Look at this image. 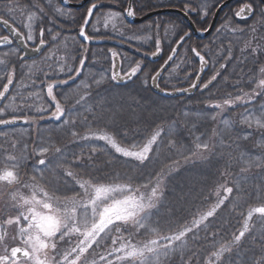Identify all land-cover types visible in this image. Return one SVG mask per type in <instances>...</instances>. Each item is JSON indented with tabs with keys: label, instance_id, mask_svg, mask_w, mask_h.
<instances>
[{
	"label": "trees",
	"instance_id": "obj_1",
	"mask_svg": "<svg viewBox=\"0 0 264 264\" xmlns=\"http://www.w3.org/2000/svg\"><path fill=\"white\" fill-rule=\"evenodd\" d=\"M15 1L18 4V11H25L27 15L30 13L34 15L35 18L32 19L34 29L32 30L35 37L37 36L39 39V29L41 27L45 29L44 39L48 44L44 55L39 60L31 63L19 62L15 54L7 55L6 58L0 55V59L5 61L4 65H0V85L2 80L6 78V71L15 70L13 88L9 98L10 96L12 98L15 92L17 93L14 96L16 99L14 103L17 104L18 109L11 113V116L35 118L30 119L26 125L20 128L0 132V160L4 158L1 156H9L10 154L17 158L24 157L20 161V167L15 169L18 172V184L26 185L25 187L29 191H33V185H37L47 191L50 196L58 197L60 206L63 207L66 198H75L78 203L88 200L84 189H81L77 183V179L89 181L95 186L127 185L125 192H115L116 199H123L130 190H135L136 197L143 196L144 201H148L152 188L156 187L157 176L161 178L157 195L152 198L155 206L150 209L152 218L147 226L140 228L136 224L124 221L122 223L117 222L120 225V233H113L100 244L99 248L93 245L96 252L89 249L88 253H85L81 258L79 264H84L85 260L88 264H92L93 260L97 264H105L104 261L99 260L97 253L106 254L110 251L114 247L111 240L115 237L121 235L123 237L118 240L116 246L120 243H127L137 248H143L145 244L157 238L162 244L168 243V241H163L162 237L172 236L190 227L193 228V231L187 232L182 241H176L172 244L174 248L172 254L167 253L165 257L159 258L156 262L149 260V264H178V262L184 264L192 244H196V246L201 244L204 247L214 249L220 256L223 255L224 252L221 251L222 236L237 229L238 223L235 224V221L236 216L238 217L241 211V202L238 205L227 203L226 205L219 204L216 207L218 202L214 199V188L222 181V177L217 179V183L213 180V177H216L218 171L211 169L204 176L202 174L196 176V178L194 177L196 180H192L194 175L192 173L193 171L199 172L202 169L201 166H205L204 163L209 160V157H211L210 160L214 159V156H212L213 151L218 148L213 150L212 144L214 143L216 146L218 138L222 136L225 149L221 155L224 158L227 157L229 162L232 163L233 154H239L242 151L252 155V158L260 154L263 156L259 165L261 168L260 175L264 177V149L262 144L259 146L256 143L264 142V130L260 131L252 125L249 126L248 123L244 122L243 115L238 113H242L243 109L247 110V107L249 110L257 109L259 103L254 101H256L255 99L259 100L260 96L249 103L235 101L240 105H233L231 108L228 106V115L226 114L222 119L216 117L214 113L217 110L213 107L210 106L209 109H205L206 103L210 100L209 95H213L216 101H223L226 98L242 96L241 90L251 93L253 89H256V82L262 78L259 68L264 65V51H258L253 55L251 48H246V44L249 42L252 46H255L256 37L248 30L250 23L252 24L254 20L243 24L237 23L233 18L232 7H229L223 13L215 32L226 21L230 22L233 29L237 30H232L231 37L233 38L231 40L218 46L219 54L216 53L212 57V52L216 51V49H212V46H209L210 50L207 54H204L209 63L213 64L214 70L219 72V75L216 76V79L212 82L213 84L206 91L186 99L189 101L187 102V109H182L179 114L172 109V113L168 114L174 116L171 120L158 121L154 126V129L160 130V134L166 127L172 126L173 129L164 132L161 139L166 143L169 140L174 141V143L182 142V144L180 143V149L174 153L176 156L178 155L179 160H175L176 164L172 165L170 164L172 162L161 164V159L153 162L152 160L155 159L157 153L156 146H154L151 152L153 159L149 158L144 162L147 165V168H145L138 161L121 156L104 140H84L82 137L85 135L106 134L121 147L127 148L135 142L142 145L152 136L150 134L153 128L150 129V126L153 125L149 123L150 126H139V124L130 123L128 114L122 108H120V115L117 116L118 125L109 124L108 120L112 121L111 114L114 112L111 105L115 102V97L125 96V98H132L131 100L137 103H140V99L135 96L136 93H141L147 101L153 98L149 87L144 82L149 80L150 75H153L158 69V65L148 62L146 58V54L153 52L157 41H150L146 44L138 43V39L143 37V35L135 34L140 26H129L125 22H122L120 28H113L109 25L104 27L103 21L106 17L104 15L108 7H103L93 14L86 31L88 35L103 39L105 43L98 47H87L80 42L78 37L79 29L87 13L86 8L82 10H65L60 7L58 0ZM70 1L78 2L80 0ZM116 2L121 8H124L127 4V0H116ZM184 2V0H134L132 5L137 13L136 16H142L163 7L183 9ZM41 7L44 8L43 13L40 12ZM57 7L61 8L65 14L58 13L56 11ZM17 17L21 20L20 12ZM190 18L199 29H204L207 25V22L202 21L197 15L190 16ZM98 23L101 25L99 28L96 26L97 30L94 26ZM148 23L152 26L150 32H154L156 27H159V33L164 30L165 25L171 24L173 28V41L171 43L189 31V27L183 19L175 15L158 17L155 20L148 21ZM239 27L246 29L238 30ZM49 29H51V32H49ZM52 35H56L55 40L52 39ZM129 36L134 38L128 39ZM234 37L241 39V42L238 44L237 41H234ZM257 38L258 40L261 39L260 36H257ZM167 43L166 40L164 43L159 41L160 48L165 53L171 47V44L168 45ZM200 44L204 43L192 42L190 47L203 48V45ZM261 45H264L263 39ZM82 46L87 49V59L84 67L80 69V74L76 75L75 70L79 68L81 53L84 51ZM188 48L186 52L182 51L183 53H181L186 56L184 61L187 62L188 66L181 69L182 72L179 74L183 76L189 73L190 77L186 80L178 77L175 79L171 74L174 63L160 82V86L164 89H172L170 87L174 86L175 88L185 87L187 81L193 79L197 64ZM110 49L119 53L120 67L123 72L124 69L129 70L130 67L135 66L136 62L141 64V69L137 72V75L124 86L116 87L110 78ZM223 49H226L225 52L228 53L226 58L224 54H221ZM61 57L63 58L62 61L60 60ZM221 64L224 65L223 68H220ZM60 67H63V72L59 71ZM69 67L72 69L71 72L68 71ZM69 77L74 78L68 79ZM101 77H103V80L100 84H97L96 81L101 80ZM65 79H68V83H58V81ZM254 80L256 82H253ZM49 82H57L53 91L65 111L64 116L57 122L51 116V113L55 111V104L48 97L46 91V85ZM81 97H83L82 100ZM111 98H114L112 103ZM262 98L264 101V95H262ZM77 100H80V102L77 103ZM38 108L46 109V111H37ZM175 109L179 111L181 106ZM168 115L162 113L156 119ZM180 115L186 116L183 118L184 127L180 124ZM213 115H215V119L212 118ZM41 116L44 118L40 119ZM64 121H68V123H64ZM223 122H227L228 126L225 127L222 124ZM179 124L180 126H178ZM22 130H26V133L20 137H17L19 133L11 136L7 134ZM144 131L150 133L147 135ZM73 132H76L75 136L72 135ZM249 133L251 135H247ZM246 135L247 138L245 139ZM201 136L203 139H199V142L209 144L208 149L196 148L197 138ZM129 140L135 142L131 143ZM41 147L48 148L43 157L36 154ZM57 148L60 149V152L56 151ZM93 148H95V151H93ZM41 158L46 160L47 167L44 172L39 171V169L45 168V166L38 164V160ZM9 167L8 170H13L11 164H9ZM34 169H36L35 172ZM67 171H72L74 176H67ZM149 176H151V183H149ZM209 176L212 177L209 178ZM207 181H209L208 184ZM252 183H255V181H252ZM89 191L94 195L92 189H89ZM37 194L44 198L42 192H37ZM10 205L6 203L5 206L1 207L0 223L9 215ZM214 207L213 216L207 217L198 228L194 227V221L206 216L207 212L213 210ZM78 210L83 211L84 209ZM88 210L90 211V208ZM168 216L172 218V221L167 219ZM153 229L155 230L154 233L160 236L155 235L152 232ZM103 235L101 234V236ZM64 241L65 239L57 241L60 250L63 248ZM182 242H185V244H182ZM67 244H64L65 247ZM230 248L231 251L227 252V255L224 253L223 257L228 256L230 262L233 263L236 260L235 255L237 253L234 249L237 246L234 249L233 247ZM249 248L248 253L253 254L258 249L257 246H249ZM248 253H246L247 257ZM118 255H123V253H118ZM109 259L118 264L114 256L109 257ZM134 261L141 264L140 259Z\"/></svg>",
	"mask_w": 264,
	"mask_h": 264
},
{
	"label": "snow or ice",
	"instance_id": "obj_2",
	"mask_svg": "<svg viewBox=\"0 0 264 264\" xmlns=\"http://www.w3.org/2000/svg\"><path fill=\"white\" fill-rule=\"evenodd\" d=\"M67 2V0H65ZM98 7V3L96 0H93L90 7L87 8V16L84 17L83 24L80 27L79 35L84 38L85 41H91L97 39L91 35H88L85 32V26L89 24L90 18L93 17V10ZM185 14L187 15L192 9L188 3V0H185L184 5ZM14 8H9L8 12L11 13ZM56 11L60 14H65V12L57 7ZM203 15H207V8L201 9ZM254 2L253 0H249V2L244 3L242 7H240L235 15L240 18H246L247 15L254 14ZM40 12H44V8H40ZM127 16L135 17L136 11L134 10L132 4H129L128 7L125 9ZM112 15V14H110ZM118 15V14H116ZM261 17H264V11L260 13ZM34 15H29L28 19H34ZM0 22L3 23L5 27H8L11 33L14 36L20 37L21 33L17 31L16 28L11 27L9 25L8 19H5L2 15H0ZM29 28V33L27 35V40H34V36L32 34V25H27ZM225 28L228 27L226 24ZM98 30V29H97ZM237 29H233L236 31ZM219 31V30H218ZM256 26L253 25L252 32L255 33ZM51 32V29H49ZM45 29L41 27L39 29V44L40 46H44L46 43L44 39ZM58 35V34H57ZM123 35V33H121ZM185 36H188V33H185ZM134 37L129 36L128 39H133ZM190 38V37H189ZM52 39H56V35H52ZM261 39H264L262 37ZM184 37H181V41L183 42ZM0 44L2 45H10L12 44V40L8 35L0 36ZM26 47V45H25ZM250 47L252 54H256L258 51H264V45L257 43L256 46H252L249 42L246 44V48ZM84 51L81 53V59L79 61V68H77L76 75L80 74V69L84 67L85 60L87 59V49L85 46H82ZM34 51H39V48L33 49ZM111 53V57L114 61L113 63V74L111 76L112 80L122 79L126 77L127 79H131L132 77L136 76L137 72L141 69V64L139 62L135 63V66L129 68L123 74V77L120 76L119 73L115 71V61L119 59V53L115 50H109ZM191 51L195 54L196 57L199 58V62L201 65L200 71L204 70V66L208 63L205 56L202 55L197 48L193 47ZM243 51V50H242ZM160 52V44L157 41L156 44V51L152 52L151 55L153 57L157 56ZM176 53V49H172V55L168 57V60H172L173 56ZM7 55V53H5ZM60 60L62 61L63 58L61 57ZM167 63V61L165 62ZM5 61L0 59V65H4ZM224 65L221 64L220 68H223ZM60 72H63V67H60ZM69 72L72 69L69 67ZM15 70H8L6 71L7 76V83L3 84L2 90H0V100L4 99L5 94L9 92V86L13 84ZM259 73L261 77L258 82H256V89H253L251 93L245 92L243 96H236L234 98H226L223 100V103H211L210 106L216 109H222L223 106H233L235 101H243L245 103L251 102L256 96L264 95V65H261L259 68ZM219 75V72H216L211 78L201 86V90L208 88L209 84L212 83L213 80L216 79V76ZM160 76V71H157L155 75L151 77L152 81L155 83ZM74 77H69L68 79H73ZM68 79L60 80L58 83L66 84L68 83ZM103 80L96 81L97 84H100ZM196 80L199 81V76L196 77ZM147 81L145 80V83ZM57 82H49L46 85V91L48 97L53 101L55 104V111L51 113V116L56 120H60L62 116H64L65 111L62 107L59 100H57L54 94V87H56ZM158 86V85H157ZM197 83L193 82L190 85V88H196ZM258 89V91H257ZM176 91L187 92L189 91L188 88L183 89H176ZM81 100L83 97L80 98ZM80 100H77L79 103ZM9 107V105H5L4 107L0 108V126L4 125H11L15 124L18 119H23L25 123H27L30 119H35L29 116L24 117H17L12 116L11 118H4L5 110ZM37 111H46V109L38 108ZM260 113V120L264 121V105L261 106L259 109ZM43 119L44 117H39ZM215 119V115L212 116ZM244 122L248 123L251 126V120L248 117L244 118ZM259 122V121H258ZM64 123H68V121H64ZM261 127H264V124H261ZM73 136L76 135V132L72 133ZM251 135V133L247 134ZM247 135L244 137L247 138ZM160 136V130H157L155 133L152 134L151 138L148 139L142 145H132L131 148H139L138 151L130 150V148L121 147L114 139L109 137L106 134L102 135H85L82 137L84 140L90 139H98L104 140L106 143L110 144L113 149L121 156L125 158H131L139 162V164L144 165L147 168V165L144 164L145 161L149 160V153L153 150V145L157 144L158 137ZM198 142L196 143L197 149H208L209 144L199 142V138H197ZM48 151V148L41 147L37 150L36 154L43 157L44 153ZM57 152H60V149H56ZM95 151V148H93ZM9 161H14L11 164V168L13 170H8V167L5 168L3 172H0V181H8L13 182L17 180L18 172L15 169L20 167V161L24 159V157L17 158L14 155H9L7 157ZM38 164L45 166V168L39 169V171L44 172L47 165L46 160L41 158L38 160ZM36 169H34V172ZM67 176H74L72 171L66 172ZM75 178V177H74ZM35 179V177H34ZM77 183L79 184L81 189H84L85 195L88 197L87 201H80L79 203L75 201V198H66L63 202V207L60 206V201L58 197L50 196L47 191H44L42 188L38 187L37 185H33V193L30 197H19V201H22L21 204H14V207H18V212L14 216H8L4 219L3 223L5 225L17 224L20 225L21 221H27V226H22L19 228V235L22 238V243L25 245L24 247L15 246L11 247L10 251L7 247L4 248V254L0 255V264H79L81 258L84 256L85 253H88L89 249H92L93 252H96V248H93V245H96L97 248L100 247V244L106 240L109 236L113 233H120V225L117 224V221H124L127 222L129 219H132L137 227L143 228L145 227V222L148 221L152 215L150 209L155 206L153 201V197H156L157 190L160 187L161 178L157 176L156 178V187L152 188L151 196L148 198V203L144 202V197L140 196L139 198L125 195V197L121 199L114 198L111 194L114 192H125L127 190V185L123 186H105L99 185L95 186L91 184L89 181H81L77 179ZM149 183H151V176H149ZM92 189L94 195L89 191ZM261 190L264 191V186H261ZM138 191V189H137ZM233 189L231 187L226 188L227 193H231ZM37 192H42L44 199L38 200L37 199ZM16 198L14 197V200ZM111 200V203L108 201ZM223 200H220L216 207L219 204H222ZM24 206H28L26 211H19V208H23ZM47 210L45 211H38L37 209ZM90 208V211L88 210ZM78 209H84L83 211H79ZM215 211V207L213 210L207 212L206 216H202L200 220L194 221V227H199L201 223L207 217L213 216ZM260 214V216L264 217V206H259L252 209L247 217V220L252 219V212ZM143 213V215H141ZM111 226V227H110ZM107 230V231H106ZM193 231V228H187L184 231H180L172 236H165L162 237L163 240L168 241L165 244H159L157 240H151L143 248H137L133 245L127 243H120L118 246V240L122 239V235L115 237L111 240L112 245L114 247L111 248L106 254L97 253L99 255V260L104 261L105 264H115L114 260L109 259V257H115L116 261H120L123 264L124 261H128V264H132V262L136 259L141 260V264H149V257L146 256L147 254H154L157 258L160 255V249L165 250H172V244L176 241H182L183 237L187 234V232ZM249 231V227L247 222L244 225L243 230L239 231L238 235L233 237V243L239 244L240 241L245 238L246 232ZM59 235L57 236V234ZM78 233L80 239H78L77 243L63 251H60L57 247L58 240H64L65 237L70 236L72 234ZM101 233L104 235L101 236ZM4 240L3 236H0V243ZM48 249H51L54 255L49 257ZM222 252H230V247H222ZM118 253H123V255H118ZM165 254H167L165 252ZM213 256L216 257L215 264H220V256L218 253L213 252ZM84 264H88L87 260H85ZM92 264H97L95 260L92 261ZM209 264H213L210 260ZM245 264H264V242L261 243L259 253H254L250 260L245 261Z\"/></svg>",
	"mask_w": 264,
	"mask_h": 264
},
{
	"label": "rangeland",
	"instance_id": "obj_3",
	"mask_svg": "<svg viewBox=\"0 0 264 264\" xmlns=\"http://www.w3.org/2000/svg\"><path fill=\"white\" fill-rule=\"evenodd\" d=\"M189 1V0H188ZM207 0H197L196 2H194V4L196 5V9H192V11L195 10L196 14L198 13L200 17H204L205 15L202 14L201 9L202 8H209V2H206ZM211 3H216L218 0H210ZM233 4V3H232ZM111 5V4H110ZM109 4L106 6H109L108 10H106V14L104 16V27L107 25L113 27V28H120L122 25V22H124L123 19V15L120 12H117L115 10L112 9V6H110ZM255 9L258 11L257 13V18L254 19V22L251 24L250 23V28L248 30H250L251 34L254 35L256 37V41H255V46L257 43L262 44V39L257 38V36H260L262 34H260V31L258 28H260V26H263L264 21L262 22V18L260 13L261 11H264L263 9H260V7H258L257 4L254 3ZM114 8V7H113ZM237 7H233L232 10L235 11L237 10ZM112 9V10H111ZM208 10V9H207ZM112 14V15H110ZM118 14V15H116ZM207 16V15H206ZM260 18V19H259ZM102 23V22H101ZM228 25L227 28H225V25ZM101 24L98 23L96 24L94 27L95 28H99ZM142 26L139 27V29L137 30V32L135 34L138 35H143V37H141L140 39H138V43H149L150 41H161L164 43V41L166 40L168 43V45L173 41V35H172V25L171 24H167L164 27V30L162 32L159 33L160 29L159 27H156V30L154 32H150L151 31V27L149 25V23H145V24H141ZM253 25L256 26V31L255 33L252 32V27ZM97 26V27H96ZM231 26V27H230ZM154 27V26H153ZM97 28V29H98ZM246 28H242L239 27L238 30H244ZM233 27L232 24L230 22H225V24H222L219 31H216L212 37L210 38V40L207 41L208 45L212 46V49H216V51L214 50V52H212V57L213 55L219 54V47L222 44H225V42H228V40H231L233 37H231L232 33H233ZM264 30V27H263ZM32 34H33V30ZM264 32V31H263ZM29 33V29H27L25 34L26 37V41L30 44V45H36L39 43L40 38L38 39L37 36H34V40H27V35ZM159 33V34H158ZM134 34V35H135ZM164 40V41H163ZM234 41H237L238 44L239 42H241V39H239L238 37H234ZM197 48V47H195ZM169 50V49H168ZM197 50H199L201 53L203 54H207V52L210 50V47H206L203 45V48H197ZM156 51V45L153 48V52ZM226 49H223V51H221V54L225 56H228V53L225 52ZM151 54V53H150ZM4 58H6V55L3 54ZM8 57V56H7ZM52 58V56H50ZM185 55L181 56V59H179L174 67L172 68L171 74L173 75V77H175V79L178 77L180 79H187L190 77V74L188 73L181 76L179 73L182 72L181 69H184L185 67L188 66L187 62H185L184 60ZM215 57V56H214ZM112 57L110 54V58H109V65H110V70H111V66H112ZM211 69L209 74H207L204 79L203 82L201 83L202 85L204 83H206L212 75L215 74L216 70H214L213 64L211 65ZM128 71V69H124V72H122L123 74ZM195 73V72H194ZM0 76H1V72H0ZM258 77V76H257ZM249 79V78H247ZM191 80L187 81V85H190ZM7 82V76L5 79L2 80L1 85H0V90H2V86L4 83ZM248 83H250L249 81H246ZM145 83V82H144ZM146 86H148V80L145 83ZM186 85V86H187ZM149 87V86H148ZM172 89L175 88L174 87H170ZM242 94L245 93V91H242ZM252 92V91H251ZM199 93V92H198ZM15 94H17L15 92ZM14 94V96H15ZM152 94V93H151ZM10 96V98L3 103L4 107L5 105H9V107L5 110V114H4V118H9L12 117L11 113H13L15 110H17L18 106L16 103H14L15 97ZM135 96L139 97L140 99V103H137L136 101L131 100L132 98H125V96L116 98L115 97V102H113L114 98H111L110 101L112 103L111 105V109H113L112 111L114 112L113 114H111V120H108V123H114L116 125H118V114L120 112V108H122L127 114H128V121L130 123H135V124H139L140 125H153L150 126V129L153 128V131L150 135H152L153 133H155L157 130L154 129L157 124L158 121H169L171 120L174 116H169L168 114L172 113V109L175 110L176 112H178L177 114H179V112L181 113L182 109H187V101L186 99L188 98H178V99H172V100H163L160 99L159 96L156 97L152 94L151 99H149L148 101L145 99V97H143V95L140 94H135ZM243 96V95H242ZM210 100L208 101V103H206V108L205 109H209L210 107V102L211 103H223V101H216L214 99V96H210ZM259 98V96H258ZM160 99V100H159ZM256 101H254L255 103H257V99H255ZM260 100V101H259ZM258 100L259 106L257 107V109H252L249 110V108L247 107V110L243 109L244 111L238 112L240 114L243 115V119L245 117H248L249 120H251V125L255 128L258 129L260 131L264 130V127H261V124H264V121L260 120V113H259V109L261 108L262 105H264V101L262 98V95H260V98ZM252 101V100H251ZM169 102V103H168ZM172 102V103H170ZM195 102V101H194ZM235 106H238L240 104L235 103ZM181 106V110L177 111V109L175 108H179ZM1 107V108H2ZM231 108V107H230ZM216 109V108H213ZM228 106H223L222 109H216L217 111H215L216 113V117L218 116L220 119H222V117L227 114L228 112ZM211 111V110H210ZM165 113V115L168 116H163L162 118H157V116H159L160 114ZM120 115V114H119ZM228 115V114H227ZM186 117L185 115H180V124H182L181 126H183V118ZM62 118V117H61ZM176 118V117H175ZM174 118V119H175ZM54 119L56 122L59 120ZM259 121V122H258ZM180 124L178 126H180ZM222 124L225 125V127L228 126L227 122H223ZM249 125V124H248ZM166 127V126H165ZM184 127V126H183ZM169 128V129H168ZM173 129L172 126L166 127V129H164V131L160 134V136L158 137L157 140V144L153 145L152 147L156 146V157H154L155 159L152 158L151 152L149 153V158L153 159L152 161L155 162L158 159L162 160L161 164H166L169 162L171 165L172 164H176V161L179 160L174 153L180 149V145L182 144V142H175L169 140L167 143L161 139L162 135L164 132H167L168 130ZM145 132V131H144ZM19 133V135H17ZM26 130H22V131H16L14 133H7L9 134V136L11 135H17V137H20L21 135L25 134ZM147 135L150 132H145ZM220 136V135H219ZM260 137V136H258ZM151 137H149L150 139ZM223 137L220 136L217 140V145L215 146L214 143L212 144L213 150L216 149L214 152V154L212 156H214V159H211V157H209L208 161H206L204 164L205 166H201L202 169L199 172L193 171L192 174V180H196V176L202 175L204 176V174H206L209 170L213 169V171L217 170L218 174H216V177H213V180L216 182L218 178L222 177V181L216 185L217 187L214 188L215 193H214V199L219 202L220 200H223V204H227L230 203L232 205H238V203L241 202V211L238 215V217L236 216V221L235 224L238 223L237 225V229L235 231H233L232 233H228L227 235L224 234L225 236H222V247H233L237 248L234 249L236 251V255H235V261L233 263L230 262V258L228 256L223 257L224 253L225 255H227V252H224L223 255H219L220 256V264H245V261L250 260L253 253H248L249 251V246H257L258 249L256 253H259L260 251V247H261V243L264 242V217L260 216V214L255 213L254 211L252 212V219L251 220H247L248 214L249 212L259 206H264V191L261 190V186H264V177L263 175H260V163H261V159L263 158L262 155H257L256 157L252 158V155H250L249 153H246L245 151L239 153V154H233V160L232 163L229 162V160L227 159V157H223V155H221L224 151V141L222 139ZM199 139H203V137H199ZM213 139V138H212ZM212 139H210V141H212ZM131 143L135 142V141H131L129 140ZM257 145H261L262 144V148L264 149V142H256ZM132 145H138V142H135ZM131 145V146H132ZM131 146L127 147L130 148V150L133 151H138L139 148H131ZM126 148V147H125ZM11 155V154H10ZM4 157L3 159L0 160V172H3V168L9 167V164L14 163V161H9L7 159L8 155L5 156H1ZM131 159V158H128ZM133 160V159H131ZM176 160V161H175ZM175 161V162H173ZM220 163H217V162ZM169 165V164H168ZM201 165V164H200ZM264 172V170H263ZM195 177V178H194ZM212 177V176H211ZM209 176V178H211ZM198 178V177H197ZM200 178V177H199ZM206 180H208V178H206ZM252 181H255V183H252ZM218 182V181H217ZM216 182V183H217ZM209 183V181H207V184ZM26 185H19L18 184V179L14 180L13 182H8V181H0V209L2 206H5L6 203L7 204H11L9 206L10 210L9 215L8 216H14L17 214L18 212V207H14V204H21L22 201H19V197L23 196V197H30L33 193V191H29V189H27V187H25ZM208 186V185H206ZM231 187L233 189V191L231 193H227L226 192V188ZM115 192L112 193L111 195L116 198L114 196ZM127 195L136 197L135 195V190H130L128 192ZM14 197L16 198L14 200ZM139 198V197H136ZM37 199L38 200H43L44 198L41 197L39 194H37ZM122 200V199H121ZM145 203H148V201H144ZM244 202V203H243ZM108 203H111V200L108 201ZM28 206H24L23 208H19V211H26ZM38 211H47V210H43V209H37ZM141 215H143V213H141ZM6 216V217H8ZM152 216L150 217V219L148 221L145 222V227L147 226L148 222L151 220ZM169 221H172V218L170 216H168L167 218ZM122 223L123 221H117ZM116 222V223H117ZM247 222L248 227H249V231L246 232L245 238H243L239 244H234L233 243V237L235 235L239 234V231L243 230L245 223ZM126 223H130V224H135L134 221L132 219H129ZM22 226H27V221H21L20 225L17 224H11V225H5L3 222L0 223V236L4 237V240L2 243H0V255L4 254V248L7 247L8 250L10 251L11 247H15V246H20V247H24L25 245L22 243V238L19 235V228ZM111 227V226H110ZM153 233L155 232V230L153 229L152 231ZM59 234V233H58ZM57 234V236H58ZM103 234V233H101ZM155 235H159L154 233ZM162 235V234H161ZM160 236V235H159ZM158 236V237H159ZM82 237L79 236L78 233L76 234H72L70 236L65 237V241L63 243V248H61L59 245L57 244V247L60 251H63L64 249L70 248L72 246H74L73 243H77L78 239H80ZM158 239V238H157ZM155 239V240H157ZM251 240V241H250ZM159 242V244H162L161 241L157 240ZM165 241V240H163ZM231 241V242H230ZM66 247L64 244H66ZM182 244H185V242H182ZM145 246V245H144ZM190 252L188 254V256L185 258L186 260L184 261V264H197L199 262H201L202 264H209V261L211 260L213 262V264H215L216 262V257L212 255L213 252H216L214 249L208 248V247H204L201 244H192L190 246ZM172 249H174L172 247ZM48 255L49 257H51L52 255H54L55 253H53V251L51 249H48ZM165 252L172 254V250H165V249H160V255L157 258V256H155L154 254H147L146 256L149 257V260L151 261H155L158 260L159 258H163L165 257ZM246 253H248V257L246 255ZM246 255V256H245ZM250 255V256H249ZM150 262V261H149ZM118 264H121L120 261H117ZM123 264H128V261H124ZM132 264H137V262L133 261ZM155 264V263H152ZM178 264H180V262H178Z\"/></svg>",
	"mask_w": 264,
	"mask_h": 264
},
{
	"label": "water",
	"instance_id": "obj_4",
	"mask_svg": "<svg viewBox=\"0 0 264 264\" xmlns=\"http://www.w3.org/2000/svg\"><path fill=\"white\" fill-rule=\"evenodd\" d=\"M90 1L91 0H82L80 3L74 4V3H70L68 0H67V2H65V0H59V3H60V5L63 8H67V9H81L83 6L87 5ZM234 1L235 0H227V1H225L224 3H222L218 7V9L216 10V12H215V14L213 16V19H212V22H211L209 28L205 32L197 31L195 29L194 25L192 24V22L190 21V19L188 17V14L186 15L185 11H181V10H177V9H175V10L174 9H160V10H157V11H153V12L147 13L143 17H139V18L136 17V16L134 18L133 17H129V16H127L125 11H124L123 15H124L125 21L128 24H130V25L142 24V23H144V22H146V21H148V20H150L152 18H155L157 16H160V15H169V14L178 15V16L182 17L184 19L185 23H187L189 25V27L192 30L191 33L196 39H206L212 33L211 31H213V29L215 27V24L217 22L216 20L218 19L219 14L222 12L221 10L226 8L228 5H230ZM259 1L264 5V0H259ZM132 2H133V0H128V4H126L127 7H128L129 4H132ZM94 10H93V12H94ZM252 17H253V14L247 15L246 18H240V17L236 16V18L239 19V20H249ZM87 26H85V30H86ZM1 27L5 31L6 35H8L11 38V40L14 42V44L17 46V48L21 52L22 61H33V60L38 59L43 54L44 49L46 47L45 44H44V46H40V44H39L37 47H35V48H39V51H34L33 49H35V48H31V47L27 46V44L24 41V38H23L22 34H21L20 37L14 36L11 33L10 29L8 27H5L2 22H0V28ZM79 37H80V40L83 43H85L87 45H90V46H100V45L103 44V41L99 40V39H94V40H91V41H85L84 38L81 37L80 35H79ZM189 37H190V35L188 34V36H184L183 42L180 39L177 43H175L176 45L174 46L173 49H176V53L173 56L172 60H168V58H167V60H166L167 63H165L166 62L165 61L163 64H161L162 66L158 70V71H160V76H159L158 80L154 83L152 81V79H150V82H149L148 86H150V89H151L152 93L155 94L156 96H159V97L164 98V99H176V98L189 96V95L192 96L200 89V86H201L200 83H202V79H203L204 75L207 73V71H209V64L207 63L204 66V70L201 72L200 71L201 65H200V62H199V58L196 57V56L195 57L197 59V62L199 63L198 73H196L197 74L196 77L199 76V81L196 80V77H195V80H194V82L197 83V87L196 88H190V86H189V87H187L189 89V91L182 92V91H176V90H174V91H166V90H163L160 86H157V85H159L160 79L162 78L164 73L171 66L170 64H172L173 61L175 60V58L177 56V53H179V51L182 48V46L184 45V43L187 42V40H189ZM25 45H26V47H25ZM6 46H9V45L0 44V49H2L3 47H6ZM160 54H161V52H159V54L157 56H155V57L151 56L149 58V61H151L153 63L154 62L157 63L160 60V58H161ZM169 54L172 55V51ZM113 63H114V61H113ZM119 66H120L119 59H117L115 61V71L117 73H119L120 76L123 77V75H121V73H120V67ZM113 71H114V69H113V66H112V74H113ZM129 80L130 79H127L126 77H124L122 79H117V80H113V81L116 83V85H122V84L127 83ZM11 87H12V85L9 86V90L11 89ZM203 90H205V89H203ZM7 96H8V93L5 94L4 99L0 100V105H1V103L4 102V100L6 99ZM24 124H25V122L23 121V119H18L15 124L0 126V131L1 130L15 128V127H19V126H22Z\"/></svg>",
	"mask_w": 264,
	"mask_h": 264
},
{
	"label": "flooded vegetation",
	"instance_id": "obj_5",
	"mask_svg": "<svg viewBox=\"0 0 264 264\" xmlns=\"http://www.w3.org/2000/svg\"><path fill=\"white\" fill-rule=\"evenodd\" d=\"M70 3H74V4H78V3H80L82 0H80V1H78V2H72V1H70V0H68ZM205 1V0H204ZM225 1H227V0H218V2H216V4L215 5H213V3H211V1L210 0H207L206 2H209V8H207L208 10H207V12H208V14H207V16H204V17H200L199 16V14L197 13L196 14V12H195V10L194 11H190L189 12V15L190 16H194L195 14L198 16V17H200V19L202 20V21H206L207 22V25H206V27L204 28V29H199V28H197L198 30H201V31H205V30H207V27L210 25V23H211V19H212V17H213V15H214V13H215V11H216V9L219 7V5H221L222 3H224ZM93 2V0H91L87 5H85V6H83L81 9H67V8H63L61 5H60V3H59V0H58V3H59V5H60V7L61 8H63V9H65V10H82V9H84V8H88V7H90V5H91V3ZM96 2L98 3V7H97V9L95 10V12L97 11V10H99V9H101V8H103L104 6H106V5H104L105 3H108V4H111L110 6H112V9L113 10H115V11H117V12H120L122 15L124 14V11H125V9H126V4H125V6H124V8H121L120 6H119V4H117V2H116V0H96ZM247 2H249V0H235L234 2H233V4H230V5H228L226 8H224L223 9V11L221 12V14H220V16H219V20L222 18V15H223V13H225L226 12V9H228L229 7H237L238 6V8H237V10L240 8V7H242L243 6V4L244 3H247ZM253 2L255 3V4H257L258 5V7H260V9H263L264 10V5L259 1V0H253ZM16 3V4H15ZM14 8V10L11 12V13H9L8 12V9L9 8ZM108 7V6H107ZM114 7V8H113ZM190 7L193 9L194 7L192 6V5H190ZM254 9H255V6H254ZM183 10L185 11V9H184V7H183ZM232 10V9H231ZM237 10H235V11H233L232 10V14H233V18L236 20V16H235V13H236V11ZM87 11V10H86ZM21 13V20L19 19V17H17V15H18V13ZM94 12V13H95ZM257 13H258V11L255 9V11H254V14H253V19L256 17L257 18ZM0 15H2L5 19H8V22H9V25H11L12 27H14V28H16L17 29V31L18 32H20V33H22V35H23V37L25 38V41H26V37H25V34L24 33H26V31H27V29H29L28 27H27V25H29V24H31L32 25V29H34V21L33 20H29L28 19V17H29V15H32V13H30V14H26L25 13V11L24 12H21V11H18V4H17V2L15 1V0H0ZM86 15H87V13H86ZM16 18V19H15ZM260 19V18H259ZM219 20H217L218 22H219ZM237 21V20H236ZM262 22L264 21V17L262 18V20H261ZM217 22V23H218ZM223 24H225V22L223 23ZM264 24V23H263ZM263 27H264V25L263 26H261V28H258L259 29V31H260V34H262V36H261V38L262 37H264V30H263ZM31 29V30H32ZM191 32V31H190ZM190 32H186V33H190ZM191 34V33H190ZM2 35H6V33H5V31L3 30V28L1 27L0 28V36H2ZM11 39V38H10ZM178 40V39H177ZM176 40V41H177ZM264 40V39H263ZM176 41H174L173 43H171L172 45H174V43H176ZM13 42V41H12ZM192 42H198V43H204V44H200V45H204V46H210V45H208V43H207V40H205V41H196L195 39H190L184 46H183V48H182V50H183V52H186L187 51V48H188V46H189V50H190V53L192 54V51H191V49L193 48V46L192 47H190V45H191V43ZM26 43H27V45L29 46V47H35L36 45H38V44H36V45H30L27 41H26ZM46 47H48V45H46ZM8 52V54L7 55H11V54H15V56H17V58H18V60H20V58H21V54L19 53V51L17 50V48H16V46L14 45V44H11L10 46H8V47H6V48H2V50L0 49V53H1V56H3V53L2 52ZM182 52V53H183ZM168 53L169 52H167V54L165 53V51L164 50H162L161 49V55H162V60L164 59V58H166L167 57V55H168ZM182 55H184V54H181L180 53V56L179 57H177V59H176V62L179 60V59H181V56Z\"/></svg>",
	"mask_w": 264,
	"mask_h": 264
}]
</instances>
